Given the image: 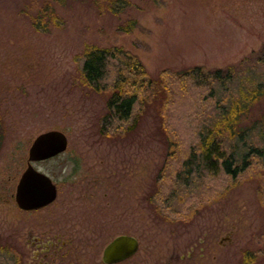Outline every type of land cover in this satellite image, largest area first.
I'll return each mask as SVG.
<instances>
[{
  "label": "rangeland",
  "instance_id": "1",
  "mask_svg": "<svg viewBox=\"0 0 264 264\" xmlns=\"http://www.w3.org/2000/svg\"><path fill=\"white\" fill-rule=\"evenodd\" d=\"M107 5L0 0L3 256L23 249L26 232H38V209L18 207L15 190L32 140L56 129L66 134V150L33 162L57 184L50 210L101 214L108 241L117 234L137 237L135 260L264 264V206L254 173L224 182L208 177L210 188L195 209L185 212L173 201L174 210H167L157 194L159 176L176 164L168 162L170 148L153 107L132 130L100 133L108 93L86 85L79 66L87 46L114 45L136 54L152 75L191 65L263 73L264 0H121L117 14ZM263 115L264 95L250 106L248 119Z\"/></svg>",
  "mask_w": 264,
  "mask_h": 264
},
{
  "label": "trees",
  "instance_id": "2",
  "mask_svg": "<svg viewBox=\"0 0 264 264\" xmlns=\"http://www.w3.org/2000/svg\"><path fill=\"white\" fill-rule=\"evenodd\" d=\"M120 1L108 0L107 9L117 14ZM130 23L128 28L134 20ZM79 66L86 85L108 93L100 133L132 130L146 109L153 107L170 148L168 162L176 164L160 170L157 194L163 207L174 210V201L189 212L203 202L210 188L208 177L235 181L248 171L258 179L264 206V115L248 119L250 106L264 95V51L258 58L260 74L257 68L191 65L152 75L136 54L114 45L87 46ZM1 141L0 120V145ZM3 255L2 250L0 264H6Z\"/></svg>",
  "mask_w": 264,
  "mask_h": 264
},
{
  "label": "flooded vegetation",
  "instance_id": "3",
  "mask_svg": "<svg viewBox=\"0 0 264 264\" xmlns=\"http://www.w3.org/2000/svg\"><path fill=\"white\" fill-rule=\"evenodd\" d=\"M57 155L41 161L52 159ZM38 170L41 171L39 168ZM54 184L56 197L51 202L38 207V232L35 235H32V231L26 232L27 236H25V241L22 244L23 249L15 253L10 251L11 254L8 253L10 257L5 260V263L163 264L152 261L147 263L143 258L135 260L139 241L138 248L132 255L122 260L108 262L104 258L105 249L118 234L108 241L105 218L99 213L97 215L95 211L50 210L49 208L56 203L58 198V187L55 182ZM126 234L134 236L129 233ZM134 237L137 239L136 236Z\"/></svg>",
  "mask_w": 264,
  "mask_h": 264
},
{
  "label": "water",
  "instance_id": "4",
  "mask_svg": "<svg viewBox=\"0 0 264 264\" xmlns=\"http://www.w3.org/2000/svg\"><path fill=\"white\" fill-rule=\"evenodd\" d=\"M66 134L51 129L35 136L28 149L27 167L21 173L15 190V201L23 210L38 209L56 197V186L51 177L33 166V162L53 157L67 148ZM138 248L134 236L121 234L106 247L104 258L108 262L122 260L132 255Z\"/></svg>",
  "mask_w": 264,
  "mask_h": 264
}]
</instances>
